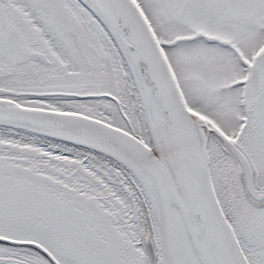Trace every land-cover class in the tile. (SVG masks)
<instances>
[{"label":"snow or ice","instance_id":"1","mask_svg":"<svg viewBox=\"0 0 264 264\" xmlns=\"http://www.w3.org/2000/svg\"><path fill=\"white\" fill-rule=\"evenodd\" d=\"M0 264H264V0H0Z\"/></svg>","mask_w":264,"mask_h":264}]
</instances>
